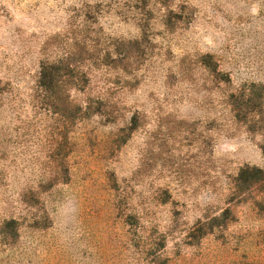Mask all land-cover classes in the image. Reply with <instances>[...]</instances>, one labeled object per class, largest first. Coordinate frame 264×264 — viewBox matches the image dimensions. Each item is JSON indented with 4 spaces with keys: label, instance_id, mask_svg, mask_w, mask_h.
I'll return each instance as SVG.
<instances>
[{
    "label": "rangeland",
    "instance_id": "1",
    "mask_svg": "<svg viewBox=\"0 0 264 264\" xmlns=\"http://www.w3.org/2000/svg\"><path fill=\"white\" fill-rule=\"evenodd\" d=\"M263 149L264 0H0V264H264Z\"/></svg>",
    "mask_w": 264,
    "mask_h": 264
},
{
    "label": "trees",
    "instance_id": "2",
    "mask_svg": "<svg viewBox=\"0 0 264 264\" xmlns=\"http://www.w3.org/2000/svg\"><path fill=\"white\" fill-rule=\"evenodd\" d=\"M59 66H56L54 63H47L45 69L43 67V69H41L40 75H41V87L43 89H45L44 91L50 92V91H54L57 88H59V84L60 80L59 79H63L64 80V84L66 85L65 88H69L68 85L70 87L75 86H82L85 82V78H88L87 75L85 73H80L79 76L77 74L74 75L73 69L71 68V63L66 62V63H58ZM47 80L48 86H44V81ZM77 110V109H76ZM82 109L80 108L79 112ZM88 107H84V111L83 114L88 113ZM263 155H264V149H263ZM241 180L239 181V184L236 185V189L240 192H243L244 190H246L248 188L249 185L257 183L258 181H260L262 179L261 175H263V172L260 169L257 168H248L245 167L243 169L240 170V174H239ZM227 213V210L225 211V214ZM221 218V216L219 217H214L212 218V221L216 222L218 221V219ZM138 219V218H137ZM15 225V221L14 220H10L9 222H7L5 224L6 227H11L12 229H14ZM15 230L12 232V234H14Z\"/></svg>",
    "mask_w": 264,
    "mask_h": 264
}]
</instances>
